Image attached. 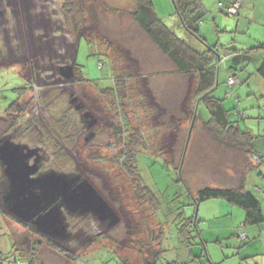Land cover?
I'll return each instance as SVG.
<instances>
[{"label": "rangeland", "instance_id": "rangeland-1", "mask_svg": "<svg viewBox=\"0 0 264 264\" xmlns=\"http://www.w3.org/2000/svg\"><path fill=\"white\" fill-rule=\"evenodd\" d=\"M73 1L77 7L66 13L67 0H0V142L9 137L36 150L43 158V172L88 180L119 222L109 227L91 212L66 215L62 210L67 232L90 238L85 243L53 240L70 256H78L70 263L47 246L52 238L23 225L0 203L1 213L11 215L23 250L32 230L43 244L41 259L46 264H146L152 251L161 250L157 264H264V224L243 226L244 211L226 200L195 201L200 190L232 188L244 176V190L260 195L264 208V183L254 173L256 161L223 146L201 117L194 120L195 81L177 75L140 31L130 14L135 0ZM152 2L158 18L193 49L204 52L214 46L221 52L223 69L215 95L225 99L231 121L260 136L256 151L264 157V80L257 73L262 57L251 50L258 46L256 39L264 43V0H243L236 17L226 13V6L220 10V0H201L205 18L200 37L183 28L172 0ZM77 43L76 63L89 82H73L60 69L72 64ZM234 67L242 70L238 83L230 86ZM113 76L128 78L123 103L100 94L93 82L109 88ZM23 87L30 90L16 91ZM21 92L19 103L27 108L11 128L16 111L8 108ZM82 104L100 126L87 128L82 108H76ZM123 104L130 131L121 135L117 114ZM63 118L72 122L66 135L59 133ZM46 128L50 131L45 137ZM132 129L143 134L146 147L135 148L138 158L127 165L120 151ZM91 132L96 134L92 138ZM5 176L0 165V180ZM142 189L145 194L139 196ZM191 217L201 232L193 228L194 238L184 247L180 227ZM12 238L0 216L4 264H20Z\"/></svg>", "mask_w": 264, "mask_h": 264}, {"label": "trees", "instance_id": "trees-1", "mask_svg": "<svg viewBox=\"0 0 264 264\" xmlns=\"http://www.w3.org/2000/svg\"><path fill=\"white\" fill-rule=\"evenodd\" d=\"M221 11H224L226 6L227 9L230 4H233L236 0H220ZM176 14L180 19V23L183 28L191 34H194L200 37V24L204 22L205 11L202 7L201 0H172ZM136 7L130 13L132 20L138 25L140 31L149 39V41L155 46L157 50L163 55L164 58L168 59L173 67L175 68L176 74L182 77L193 78L194 79V91L193 97L196 102L195 111H194V120L196 121L199 117L202 118L204 125L208 127L210 133L225 147L231 148L233 150L241 151L245 156L249 157H257L260 161L262 158L257 156L258 152L256 151L257 141L260 136L256 137L249 131H244L237 125V122L231 121L230 119V110L224 108V100L222 98H218L215 93L219 90L220 82H219V72H222V67L220 62L221 60V52L214 46H210V48L204 52H198L193 49L184 39L178 37L174 31H172L161 19L158 18L157 14L154 10V4L152 0H135ZM64 10L66 13H71L74 10V7H77V3L73 0H67L64 4ZM240 11V9H239ZM236 13L233 15L234 17L239 15ZM228 14V13H227ZM77 28V27H76ZM80 37V36H79ZM202 38V37H201ZM203 39V38H202ZM80 40V39H79ZM204 40V39H203ZM93 40H89L92 42ZM78 43L75 48L74 53V69L76 74L79 75L77 81L80 82H89L83 72L82 68L79 67L76 63V55H77ZM253 50H264V45H260L258 47L252 48ZM219 53L217 55L216 51ZM2 57H0L1 59ZM233 68V67H232ZM234 74L229 77L227 80L228 85L234 86L238 83V72L242 69L235 68ZM22 71H26V67H23ZM237 72V73H236ZM113 73V72H112ZM258 75L264 80V56L262 57L261 63L257 69ZM237 79V81L231 83V80ZM28 81V80H27ZM96 87L99 89V93L103 94L105 97H111L112 101L118 100L123 103L124 97L127 96V82L128 78L113 76V85L109 88L100 87L96 81H93ZM245 82V81H244ZM243 82V83H244ZM29 81L27 86L29 85ZM31 88V87H30ZM29 88H20L16 89V91H26L28 92ZM124 93V94H123ZM22 96L19 94V97L16 101H14L8 108V111L12 109L16 111V115L13 118V121L10 127H15L18 119L25 114L27 104L19 103ZM122 96H124L122 98ZM229 96V94H227ZM125 105L119 106L118 114L119 118L122 121L121 135H124L126 130L129 132V124L125 123ZM207 116V118H206ZM61 123V130L59 133L68 134L69 127L72 126V122L68 121L66 118H63ZM125 129V130H124ZM118 131V129H116ZM50 129H45L43 134L45 137L49 133ZM59 136H62V135ZM53 135V133H51ZM58 136V138H59ZM124 142V147L120 151V155L123 156L126 161L125 164H134V160L138 158L135 148L144 150L146 147L145 138L143 134L137 132V130H131L130 134L126 138ZM60 139L56 141V145H59ZM1 165V162H0ZM1 169L4 170L1 165ZM131 173L134 174V171ZM5 183V184H4ZM3 188L0 190V203L4 204L5 198L10 191V183L7 180V177H3L0 180V186L3 185ZM241 186L235 188H204L200 190L196 197L195 201L197 205H200L203 202L215 199H223L228 203L239 207L244 211L245 219L243 226H259L264 224V212L261 207V203L255 195L252 193L246 192L244 190V183L240 184ZM145 194L142 189L139 192V196ZM11 218V215H8ZM183 220L186 222L184 225L180 227V235L181 240L185 243L184 247H187L190 244V239L193 233H191L194 228L200 234V230L196 227L197 221H194L195 217L185 218ZM30 234H32V243L31 249L27 251V254L24 255L20 249H18V254L21 255L20 259H16L15 261H19L20 264H46L41 259V248L42 243L39 242L41 240H36V235L34 231L30 230ZM35 239V240H34ZM48 247L52 249L55 253L64 257L68 262L73 263L78 258V256H70V252L64 251L57 246H55V242L50 241L46 243ZM151 252V251H150ZM163 250L161 251H152L151 257L145 259L146 264H157V261L160 259ZM69 253V254H68ZM5 256L0 252V264H4ZM167 264H177L175 262Z\"/></svg>", "mask_w": 264, "mask_h": 264}, {"label": "water", "instance_id": "water-1", "mask_svg": "<svg viewBox=\"0 0 264 264\" xmlns=\"http://www.w3.org/2000/svg\"><path fill=\"white\" fill-rule=\"evenodd\" d=\"M67 78L74 77V59L71 65L60 68ZM64 71L66 74H64ZM78 98L72 100L75 103ZM82 106V105H81ZM81 106H77L79 109ZM9 138V137H7ZM6 138V139H7ZM36 150L3 140L0 146V162L10 183L5 202L10 206L11 214L23 224H32L38 233L54 239L67 233L61 210L54 203L58 198L68 211H95L104 220L118 221L114 211L97 194L88 180L76 185L79 178L68 180L66 176L48 174L33 177L38 167L29 165V159L36 155ZM53 205V206H52ZM48 207L50 210L46 211Z\"/></svg>", "mask_w": 264, "mask_h": 264}, {"label": "flooded vegetation", "instance_id": "flooded-vegetation-1", "mask_svg": "<svg viewBox=\"0 0 264 264\" xmlns=\"http://www.w3.org/2000/svg\"><path fill=\"white\" fill-rule=\"evenodd\" d=\"M64 74H66V72L64 71ZM76 74V72H75V69H74V77H73V82H74V80L76 81L77 79H75V75ZM63 75V74H62ZM63 76H65V77H67V75H63ZM79 99V98H78ZM80 101V100H79ZM81 108H82V110H80V113H81V116H82V118H84V122L86 123V126H87V128L89 129V130H91L93 127H95V125L97 124V125H99L100 126V124H99V120H98V118H96L94 115H92L90 112H88V111H85V108H86V105L85 104H82V106H81ZM85 111V112H84ZM94 135H96L94 132H91L90 133V137L92 138ZM7 139H10V138H7ZM7 139H5V140H7ZM4 140V141H5ZM88 140V139H87ZM2 142V141H1ZM1 142H0V146H1ZM28 147V146H27ZM42 156L41 155H39V153H36V155L34 156V157H32V158H30L29 159V162L32 164L31 166H34V165H36L37 167H38V171H37V173L33 176V177H37V176H39V175H41L42 177H44V176H46V175H48L49 173L48 172H43V171H41V169H42V166H41V164H42ZM2 165V164H1ZM79 177V176H78ZM80 178V177H79ZM83 180L80 178L79 180H77V182H76V185H78L79 183H81ZM4 206V208L6 209V210H11V208H10V206L6 203L5 204V202H4V204H3ZM55 205H57L58 207H59V209L61 210L60 212H61V214H62V210H64V209H66L65 208V206L62 204V199L60 198H58V200L56 201V203H54V206ZM53 206V205H52ZM63 207V208H62ZM50 208L51 207H48L47 209H45L46 211H48V210H50ZM84 210L82 209V208H80V210H77L76 212H73V211H68L67 209H66V215H74V214H77V213H83L84 214V216H87V213L88 212H91L94 216H95V218H98L99 220H101L104 224H108L109 225V223H110V225H109V227H113L114 226V224H112V219H110V220H108V219H106V220H104L103 219V217H101L99 214H97L95 211H85V212H83ZM89 214V213H88ZM63 215V214H62ZM65 215V214H64ZM64 215L62 216L63 217V220H64ZM118 218V221L117 222H119V217H117ZM65 222V221H64ZM117 222L115 223V224H117ZM102 223V224H103ZM27 225V224H26ZM29 226H32V224H29ZM34 230V229H33ZM36 231V230H35ZM47 238H52L50 241H56L55 239H54V237H47ZM63 239H64V242H70L71 240H74V239H77V240H79V242H89V240H90V238L87 240V237L84 235V234H70V233H66V235H64L63 237H62ZM57 240H58V238H57ZM87 240V241H86ZM91 242V241H90Z\"/></svg>", "mask_w": 264, "mask_h": 264}, {"label": "crops", "instance_id": "crops-1", "mask_svg": "<svg viewBox=\"0 0 264 264\" xmlns=\"http://www.w3.org/2000/svg\"><path fill=\"white\" fill-rule=\"evenodd\" d=\"M242 5H243V0H242ZM261 40H263V42H264V39H261ZM256 43H258V46H260V45H264V43H260L257 39H256ZM257 46V47H258ZM222 47V46H221ZM256 48V47H255ZM251 50H253V49H251ZM259 53V55L261 56V57H263L264 56V50H256V52H255V54L256 53ZM221 60H222V58H221ZM261 60H262V58H261ZM261 60H260V63H261ZM259 63V64H260ZM222 66V65H221ZM243 66V65H242ZM258 67H259V65H258ZM238 77V76H237ZM239 80V79H238ZM236 81H237V79H236ZM244 82V81H243ZM243 82H241L242 84H246V82H247V80H245V82L243 83ZM225 148V147H224ZM234 151H236V152H240V153H242L241 151H238V150H234ZM243 154V153H242ZM245 155V154H244ZM257 156H259L260 158H262V160L260 161L257 157H253V160L255 159V161H256V165H255V168L254 169H256V171L254 172V173H257L258 174V176L260 177V183L262 184V183H264L263 182V180H264V173L262 172V170L261 169H263L261 166L262 165H264V157L263 156H261V155H259V154H257ZM249 157H251V156H249ZM252 158V157H251ZM248 158H246V160H247ZM251 167L250 165H248L247 164V167ZM246 167V166H245ZM246 167V168H247ZM245 168V169H246ZM258 168V169H257ZM235 177H237L235 180L237 181L238 180V175H234ZM241 181H242V183H245L244 182V176H242V178H241ZM242 183H240V184H242ZM236 185V186H234V187H232V188H235V187H238V186H241V185ZM230 188V187H229ZM244 188H245V186H244ZM256 191L257 192H261V190L259 189V190H257L256 189ZM249 193H252L251 191H248ZM253 194V193H252ZM254 195V194H253ZM259 196L260 195H258L257 196V198L259 199ZM256 197V196H255ZM261 197V196H260ZM263 200V199H262ZM260 201V200H259ZM260 203H261V207H262V209H263V212H264V208H263V205H262V202L260 201ZM8 215H10L8 212H7V214H2L1 213V210H0V216H2V217H4L5 218V220H6V224H7V227H8V229H9V231H10V234H11V236L14 238V241H15V245H13V247L15 246L16 247V250H18V249H20L21 251H23L22 253H24V255H26L27 254V251H29L30 249H31V243H32V236H31V238H27V240H28V242H29V245H27L26 244V246H27V250L25 251V250H23V247L25 246H21L20 244H19V242L17 241V239H16V236L14 235V233H15V231H13V229H15V225H13V226H11L10 225V217L8 216ZM23 224V223H22ZM23 225H25V226H27L26 224H23ZM197 227V226H196ZM12 238V239H13ZM25 244V243H24ZM28 246H29V248H28ZM3 246L2 245H0V249L2 248ZM62 257V256H61Z\"/></svg>", "mask_w": 264, "mask_h": 264}, {"label": "built area", "instance_id": "built-area-1", "mask_svg": "<svg viewBox=\"0 0 264 264\" xmlns=\"http://www.w3.org/2000/svg\"><path fill=\"white\" fill-rule=\"evenodd\" d=\"M239 9V3H234L233 5L230 6V8L228 9V13L233 15V14H236V12L238 11ZM234 80L232 79L231 80V83H233Z\"/></svg>", "mask_w": 264, "mask_h": 264}, {"label": "clouds", "instance_id": "clouds-1", "mask_svg": "<svg viewBox=\"0 0 264 264\" xmlns=\"http://www.w3.org/2000/svg\"><path fill=\"white\" fill-rule=\"evenodd\" d=\"M237 2L239 3V9H240V8H241V4H242V0H236L234 3H237ZM234 3H233V4H234ZM233 4H230L229 7H228V9H229L230 6L233 5ZM220 9H221V6H220ZM228 9H227V13H228ZM239 9H238V11H239ZM238 11H237L236 13H238ZM228 14H229V13H228ZM229 15H230V16H233V15H235V14H233V15L229 14ZM234 80H236V79H234ZM234 82H235V81H234ZM234 84H235V83H234ZM234 84H233V85H234ZM252 160H253V157H252ZM254 160H255V159H254Z\"/></svg>", "mask_w": 264, "mask_h": 264}]
</instances>
